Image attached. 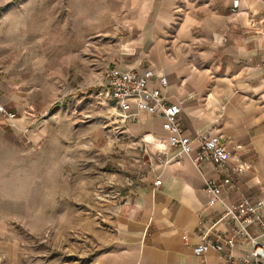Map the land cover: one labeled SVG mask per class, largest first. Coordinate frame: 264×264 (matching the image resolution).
<instances>
[{
    "label": "crops",
    "instance_id": "0c3cea01",
    "mask_svg": "<svg viewBox=\"0 0 264 264\" xmlns=\"http://www.w3.org/2000/svg\"><path fill=\"white\" fill-rule=\"evenodd\" d=\"M119 2L109 66L153 68L166 75L163 93L168 102L181 106L184 134H220L232 157L217 166L203 153L197 164L192 156L199 152V142L186 154L168 144L159 116L139 112L129 119L130 133L151 132L163 146L145 184L120 204L111 246L91 264H227L213 249L203 255L194 249L205 232L209 239L227 234L230 224L221 218L223 204L264 197V2L239 0L236 13L233 0ZM11 61L0 60V102L21 116L16 133H25L23 139L35 146L46 135L44 114L36 109L52 105L33 103L25 74L18 75ZM8 128L0 117V140ZM237 157L247 166L243 174L235 171ZM157 179L162 181L159 187L154 185ZM208 185L222 190V200L214 205L209 204ZM8 228L2 223L0 238H8ZM249 229L264 242L258 226ZM250 248L240 243L233 252L244 255ZM0 253H10L9 247L2 246Z\"/></svg>",
    "mask_w": 264,
    "mask_h": 264
},
{
    "label": "rangeland",
    "instance_id": "374dc122",
    "mask_svg": "<svg viewBox=\"0 0 264 264\" xmlns=\"http://www.w3.org/2000/svg\"><path fill=\"white\" fill-rule=\"evenodd\" d=\"M120 7L0 0V60L25 74L34 104L52 105L36 109L46 134L39 144L11 128L0 140V229L9 227L0 248L10 249L0 262L91 264L113 242L120 204L158 161L163 141L130 133L100 95Z\"/></svg>",
    "mask_w": 264,
    "mask_h": 264
},
{
    "label": "built area",
    "instance_id": "2783aa9c",
    "mask_svg": "<svg viewBox=\"0 0 264 264\" xmlns=\"http://www.w3.org/2000/svg\"><path fill=\"white\" fill-rule=\"evenodd\" d=\"M238 8L239 0H233V13H236ZM102 78L103 88L100 95L112 104L122 121L137 117L139 112L159 116L163 120L162 129L167 133L168 144L171 147L192 154L191 144L194 141L199 142L200 150L192 156L197 164H200L203 153L217 166L224 165L232 157L220 134L213 131H206L194 137L184 134L180 121L181 106L168 102L163 93V88L168 84L166 75L157 73L153 68L123 70L117 66H108L103 70ZM157 81L160 86L156 85ZM26 116L32 118L31 113ZM0 117L3 118L4 125L14 130H21L19 123L21 116L9 110L1 102ZM235 160L237 161L235 171L243 174L247 166L241 163L238 157ZM229 181L226 179L224 182L227 184ZM161 184L160 179L154 182L156 187ZM207 190L210 205L222 200V190L219 186L208 185ZM221 218L226 219L230 224L227 234L220 233L215 239H209L208 233L205 232L202 243L194 249L195 254L203 255L213 249L225 258L227 264H264V242L259 240V236H254L249 229L250 226L256 225L264 234V197L245 196L239 201L225 203ZM240 243L251 245L247 254H234V248Z\"/></svg>",
    "mask_w": 264,
    "mask_h": 264
}]
</instances>
